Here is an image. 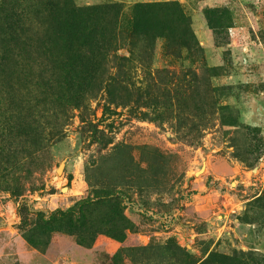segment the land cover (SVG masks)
<instances>
[{"label":"rangeland","instance_id":"obj_1","mask_svg":"<svg viewBox=\"0 0 264 264\" xmlns=\"http://www.w3.org/2000/svg\"><path fill=\"white\" fill-rule=\"evenodd\" d=\"M0 264H264V0H0Z\"/></svg>","mask_w":264,"mask_h":264},{"label":"water","instance_id":"obj_2","mask_svg":"<svg viewBox=\"0 0 264 264\" xmlns=\"http://www.w3.org/2000/svg\"><path fill=\"white\" fill-rule=\"evenodd\" d=\"M61 166H62V165H60L59 168L57 169V172H58V173L60 172ZM203 168H204V164L202 165L201 170H203Z\"/></svg>","mask_w":264,"mask_h":264}]
</instances>
